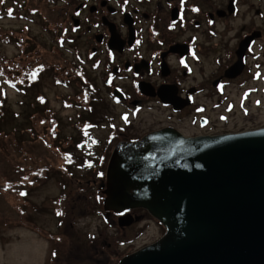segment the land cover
Wrapping results in <instances>:
<instances>
[{
  "label": "flooded vegetation",
  "instance_id": "flooded-vegetation-1",
  "mask_svg": "<svg viewBox=\"0 0 264 264\" xmlns=\"http://www.w3.org/2000/svg\"><path fill=\"white\" fill-rule=\"evenodd\" d=\"M46 1L58 14L52 22L58 46L72 52L83 68L97 78L98 89L111 109L123 111L118 126L109 122L106 151H97L95 157V150L87 153L95 162L103 160L99 180L85 186L97 190L100 201L107 189L109 159L119 143L139 142L164 130L186 138L233 133L220 132L208 112H230L234 104L232 89L264 77V0ZM233 68L242 71L233 77L229 73ZM222 118L227 125L229 117ZM196 127L213 131L199 134L194 132ZM115 140L108 157V146ZM101 146L95 147L99 150ZM75 181L77 186L82 185ZM97 213L105 222L102 204ZM128 216L134 224L121 227L122 215L115 211L109 214L107 225L116 229L117 242L120 234L127 238L137 225L152 220L143 209L133 210ZM130 221L131 218L122 220L121 224ZM80 234L76 232L74 242L84 245L86 251L93 249L94 254L89 253L96 256L88 258L90 254L83 252L87 260L82 264L120 262L117 242L95 238L92 243L93 238ZM103 236L102 232L98 235ZM57 241L51 243L52 264L60 263L58 255L72 257V238L62 235Z\"/></svg>",
  "mask_w": 264,
  "mask_h": 264
},
{
  "label": "water",
  "instance_id": "water-1",
  "mask_svg": "<svg viewBox=\"0 0 264 264\" xmlns=\"http://www.w3.org/2000/svg\"><path fill=\"white\" fill-rule=\"evenodd\" d=\"M104 194L107 218L144 209L165 228L119 264H264V129L197 138L164 130L120 143Z\"/></svg>",
  "mask_w": 264,
  "mask_h": 264
},
{
  "label": "rangeland",
  "instance_id": "rangeland-1",
  "mask_svg": "<svg viewBox=\"0 0 264 264\" xmlns=\"http://www.w3.org/2000/svg\"><path fill=\"white\" fill-rule=\"evenodd\" d=\"M46 2V0L31 1L28 9L25 8L14 16L6 14L11 12V6L15 10L19 7L16 0L0 2V6L3 5L7 12L0 16V26L7 33L26 31L23 33L26 41L32 43L36 49L33 55L34 60L36 57L44 59L46 62H61L62 67L68 64L83 68L82 63L77 61L72 52L58 46L57 36L52 27V22L57 20L58 14H55L45 4ZM30 9H38L39 15L34 17L29 11ZM19 54L20 49L17 45L8 44L6 41V44L0 46V60L1 58L13 59ZM84 70L91 80H95L98 88L97 78L91 75L87 69ZM42 83V92L48 102V110L55 115L61 125L63 124L60 137L63 139L62 135H74L78 109L66 106L64 103L65 100H69L74 88L57 85L52 77L47 75H44ZM247 88L248 92L242 96V92ZM3 90L6 92L7 105L10 110L20 115L15 125L21 127L28 117L34 115L31 113L27 116L31 109L24 108L22 102H31L33 99L26 96L21 89L10 86L5 79H0V92ZM99 97L102 103L98 105V111L99 114H105V116L100 125L92 131V135L94 139L100 142L98 145L101 146L102 144V146L97 150V147L90 144L69 151L72 154L70 160L73 162V166L71 167L64 165L63 160L41 144L28 146L25 149L18 145L19 150L18 147L16 149V146L14 147V145L0 139V264H52L54 259L49 260L51 243H57L56 241L62 235L72 238L73 244L70 245L72 257L65 258L58 255L59 264H82L87 260L82 253L91 252L94 254V252L93 249L86 251L84 245L74 242L77 241L75 237L77 231L81 232L80 235L83 238L85 236L93 238L92 243H95V238L97 241L107 238L109 242H117L116 229L108 226L104 222L103 216L97 213L101 209V203L96 200V197L99 196L98 191L90 186L85 187L92 180H99V171L103 169V160L95 162L93 156L98 154L97 151L102 154L101 151L105 150L104 142L107 141L110 134L109 122H116L114 125L118 126L120 123L119 115L123 112L117 108L111 109L105 95L100 90ZM231 99L234 104L230 112L227 109L208 112L209 117L216 120L217 129L220 132L230 130L235 133L264 128V77L255 82L249 81L248 85L243 87H234L231 91ZM223 115L229 117L227 125L222 120ZM212 131V128H194V132L199 134L211 133ZM117 141L115 140L108 146V157ZM58 144L56 143V145ZM5 147L11 150L7 151ZM94 150L93 156L87 154ZM7 152L10 153L9 156H6ZM26 153L34 157L33 165L47 164L45 166H49L51 170L48 172V178L37 185V187L40 185L41 188L30 194L27 201L23 202L20 199L14 200L13 197L9 196V193H4L2 187L6 184V179L10 180L13 178L10 176L18 174L20 171L18 167L24 164L23 158L26 157ZM85 155L89 157L87 160H82L80 156ZM92 162L95 163L94 168ZM75 180L81 182L82 185L77 186ZM56 212L62 215L64 213L70 217L67 219V216L63 215L59 219L55 216ZM100 232L103 233V237H98ZM164 233L163 227L152 218L149 223L143 222L137 225L132 232L133 236L128 235L127 238H124L120 234L119 240L115 244L119 253V260L129 253L157 242ZM88 258H96V256L90 254ZM115 262H118V259Z\"/></svg>",
  "mask_w": 264,
  "mask_h": 264
},
{
  "label": "trees",
  "instance_id": "trees-1",
  "mask_svg": "<svg viewBox=\"0 0 264 264\" xmlns=\"http://www.w3.org/2000/svg\"><path fill=\"white\" fill-rule=\"evenodd\" d=\"M26 3L34 0H24ZM14 13V12H13ZM12 13V15H14ZM28 28V27H26ZM22 32H26L22 30ZM17 31L7 33L0 26V46L1 44L17 45L20 49L19 56L13 59L1 58L0 60V79H5L10 86L17 87L26 95L33 99L31 102H22L24 108L31 109L25 124L21 127L16 126L15 122L19 119V114L10 110L7 105L8 98L5 90L0 92V139L4 142L16 146V149H25L28 146L43 145L47 150L56 154L64 163L68 164L70 158L67 156L69 151L82 146L92 129L97 127L103 119V114H99L98 105L102 103L95 80H91L84 68L65 65L61 62H46L44 59L34 60L35 46L26 41L25 34ZM28 37V36H26ZM44 75L51 76L57 85H65L74 88L69 100H65L66 106L78 109V119H75L74 135L60 137L62 130L61 122L47 108V100L42 92V81ZM62 134V133H61ZM56 143H59L56 145ZM64 143V144H63ZM70 149V150H69ZM5 150H11L5 147ZM55 150V152H54ZM10 153L7 152L6 156ZM44 159V158H43ZM24 164L19 168L17 175L10 176L3 185L4 193L14 200L27 201L33 192L38 191L37 187L44 179L48 178L49 166L33 165L34 157L26 153L23 158ZM45 160V159H44ZM46 161V160H45ZM47 162V161H46ZM62 172H64L61 169ZM27 173V175H24ZM66 175V174H65ZM6 178V176H3ZM43 185V184H42ZM25 193V195H21ZM24 214V212H22Z\"/></svg>",
  "mask_w": 264,
  "mask_h": 264
},
{
  "label": "snow or ice",
  "instance_id": "snow-or-ice-1",
  "mask_svg": "<svg viewBox=\"0 0 264 264\" xmlns=\"http://www.w3.org/2000/svg\"><path fill=\"white\" fill-rule=\"evenodd\" d=\"M21 195H25V193H21Z\"/></svg>",
  "mask_w": 264,
  "mask_h": 264
}]
</instances>
